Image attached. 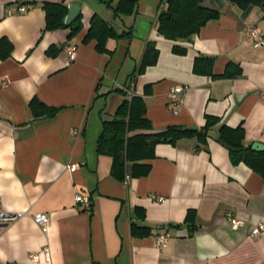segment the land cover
<instances>
[{
    "label": "crops",
    "instance_id": "1",
    "mask_svg": "<svg viewBox=\"0 0 264 264\" xmlns=\"http://www.w3.org/2000/svg\"><path fill=\"white\" fill-rule=\"evenodd\" d=\"M119 1L0 0V39L13 46L0 61V205L25 213L0 226V264H264V232L251 233L264 223V179L246 164L233 165L217 140L222 125L242 126L247 146L264 144V45L255 48L246 33L253 25L264 35V5L241 9L229 0H203L219 18L190 41L173 42L157 33L163 0H137L134 14L117 16ZM45 2L80 7L81 32L72 39L70 29L45 32ZM95 15L132 37L109 39L107 52H98L95 41L83 42ZM149 41L159 50L157 63L131 82ZM67 44L77 48L74 59ZM174 45L187 53L175 54ZM52 46L61 48L55 57L47 55ZM198 57L214 60L216 76L229 64L241 73L195 74ZM178 85L185 89L173 112L168 96ZM131 93L143 97L154 131L202 129L208 116L220 123L205 144L185 138L157 145L155 157L141 162L151 166L147 176L117 180L97 142L103 121ZM35 98L57 114L34 118ZM79 193L89 196L90 208L76 203ZM138 209L145 218L136 222L149 236L131 233ZM39 214L48 217L44 227L34 219ZM228 215L243 225L234 229ZM159 234L169 235L161 248Z\"/></svg>",
    "mask_w": 264,
    "mask_h": 264
},
{
    "label": "trees",
    "instance_id": "2",
    "mask_svg": "<svg viewBox=\"0 0 264 264\" xmlns=\"http://www.w3.org/2000/svg\"><path fill=\"white\" fill-rule=\"evenodd\" d=\"M241 9L251 5H264V0H229ZM109 6L111 4H108ZM137 0H120L114 8L115 14L132 15L136 12ZM167 7L158 15V32L165 39L173 42L190 41L209 22L217 20L220 12L203 5V0H167ZM42 8L46 13V31L70 29L69 39L74 38L83 29L82 15L72 22L70 27L65 25L68 15V6L65 3L45 2ZM131 38V33L119 34L101 17L95 15L90 22V28L84 38V43L96 42V50L106 53V44L109 39ZM139 68L131 75L130 81L134 82L138 75L154 66L159 57V50L154 41H149ZM12 44L8 39H0V61L8 58L12 52ZM61 49V48H60ZM59 47H50L47 55L57 56L61 50ZM173 52L177 55H185L187 50L179 45L173 46ZM214 60L198 57L194 61L193 71L195 74L212 76L214 78H235L241 70L229 64L225 73L216 76L213 73ZM30 108L34 118L53 117L58 108L49 107L37 98L30 102ZM146 105L142 96L133 95L129 101H124L117 110L115 117L103 121V131L98 139L97 152L99 155L108 156L112 159L111 176L117 180H123L126 174L133 177L147 176L151 170L150 165H142L141 162L155 157V148L159 144H176L180 139L196 138L201 144H205L208 133L220 119L208 116L202 129L184 128L171 126L162 131H154L152 122L146 117ZM245 129L242 126L231 128L222 125L218 132V142L229 151L233 165L246 164L254 172L264 179V151L256 152L245 144ZM130 167V170H129ZM142 212L131 224V233L137 237L149 236L148 228H142L138 220H144ZM186 222L193 231L195 229V212L189 211Z\"/></svg>",
    "mask_w": 264,
    "mask_h": 264
},
{
    "label": "built area",
    "instance_id": "3",
    "mask_svg": "<svg viewBox=\"0 0 264 264\" xmlns=\"http://www.w3.org/2000/svg\"><path fill=\"white\" fill-rule=\"evenodd\" d=\"M167 0H163L161 4V8L158 12V15L160 14L161 11H163L167 6ZM27 8L25 6H20L18 8L19 12H25ZM10 12V11H9ZM247 35L253 40V46L255 48L262 47L264 45V35L261 33V31L253 26V25H248L247 30H246ZM76 46L73 44H67L65 46V52L68 54V56L71 59H74L75 54H76ZM184 87L183 86H175L173 87L168 96V107L173 111L177 112L179 108L181 107L182 104V98L181 94L184 92ZM134 93H131V96H133ZM264 96V94H263ZM71 170L74 169V166L70 167ZM75 201L77 204H81L85 206L86 208L91 207V201L89 196L87 195H82V194H76L75 196ZM25 213H12V212H7L1 208L0 205V226L2 225H7L10 223H13L14 221L18 220L22 216H24ZM228 220L231 222L232 226L234 229H237L241 225H243V222L234 218L232 215L227 216ZM36 223H38L40 226L44 227L48 221V217L45 214H39L34 217ZM262 232H264V223H259L255 228L252 229V235L253 236H258ZM169 240V235L168 234H159L158 236L155 237V244L158 248L164 247L166 243ZM44 257L49 260L50 258V252L49 249L45 250ZM33 259H38L39 256L36 254L32 256Z\"/></svg>",
    "mask_w": 264,
    "mask_h": 264
},
{
    "label": "water",
    "instance_id": "4",
    "mask_svg": "<svg viewBox=\"0 0 264 264\" xmlns=\"http://www.w3.org/2000/svg\"><path fill=\"white\" fill-rule=\"evenodd\" d=\"M68 15L65 18V25L70 27L72 25V22H74L77 17L79 16V14H81V8L73 5V4H69L68 5ZM253 151L256 152H261L264 151V144L256 142L252 145L251 147Z\"/></svg>",
    "mask_w": 264,
    "mask_h": 264
}]
</instances>
